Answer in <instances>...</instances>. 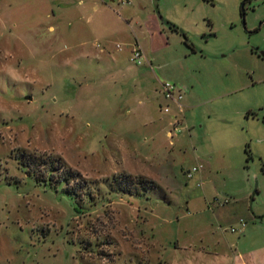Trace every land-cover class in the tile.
<instances>
[{"label":"rangeland","instance_id":"rangeland-1","mask_svg":"<svg viewBox=\"0 0 264 264\" xmlns=\"http://www.w3.org/2000/svg\"><path fill=\"white\" fill-rule=\"evenodd\" d=\"M259 52L264 0H0V264H264Z\"/></svg>","mask_w":264,"mask_h":264},{"label":"trees","instance_id":"trees-1","mask_svg":"<svg viewBox=\"0 0 264 264\" xmlns=\"http://www.w3.org/2000/svg\"><path fill=\"white\" fill-rule=\"evenodd\" d=\"M166 23L168 24L171 31L181 35L184 38L185 43H187V37L183 31H181L177 26L171 24L170 22H166ZM27 157L31 158V155H28ZM28 158H27V160L24 158L22 159V154H20L19 157L17 156L16 159L21 165L29 168L30 172L35 173L38 177H45V176H47V173L52 172V175H51L52 178H55V177L63 178V179L65 178L67 183L71 184L72 181H74V179H75L74 176L77 174V172H75L71 168L62 166V169H63L62 172H60V175L59 174L57 175L56 172L59 171L58 163L55 160H53L52 158H50L44 162V165L46 166V168H44L43 171L40 172V170H37V168L34 167V166H37V163H33V161L31 162V159L29 160ZM32 159L34 160L35 156H33ZM43 172H44V174H42ZM131 177L132 176H129L127 174H124L122 177V179L124 180V182L126 184L125 190H127L128 186L133 190V188L136 186L144 187V185H146V183L153 184L152 181H148L144 178H137L138 182L136 183V182H133ZM130 188L128 191L133 193V191L130 190Z\"/></svg>","mask_w":264,"mask_h":264},{"label":"built area","instance_id":"built-area-1","mask_svg":"<svg viewBox=\"0 0 264 264\" xmlns=\"http://www.w3.org/2000/svg\"><path fill=\"white\" fill-rule=\"evenodd\" d=\"M133 60L137 61V64H140V62L143 60V54L141 51V48L136 45L133 49ZM161 88V95L163 99L166 101V105L163 107V110L165 113H169L171 110L170 104H174L176 106L177 115L183 113V107L179 103L182 99V94L179 92L180 90L175 87L174 85H171L169 83H163L160 86ZM176 115V116H177ZM174 116L170 130L167 132V137L169 140H172L174 136H176L182 129L180 120L177 119V117ZM199 168L194 167L191 172H188V178H191V175L193 173L198 172Z\"/></svg>","mask_w":264,"mask_h":264},{"label":"crops","instance_id":"crops-1","mask_svg":"<svg viewBox=\"0 0 264 264\" xmlns=\"http://www.w3.org/2000/svg\"><path fill=\"white\" fill-rule=\"evenodd\" d=\"M182 89L185 91V92H187V89L185 88V87H182ZM180 90V89H179ZM161 92V91H160ZM181 94H182V91L180 90L179 91ZM187 94H189V92H187ZM161 95V94H160ZM159 99H161V101H163V102H161V104H159L160 105V108L162 109L167 103H166V101L163 99V97H162V95H161V97L159 98ZM158 100V99H157ZM170 106H171V110L173 109L174 111L172 112L171 110H170V114H171V118H172V120H173V118H174V116H176L177 115V110H176V106L174 105V104H170ZM170 126H171V123H170ZM169 131V130H168ZM167 131V132H168ZM167 132H166V136H167ZM168 138V137H167ZM242 264H245V263H242Z\"/></svg>","mask_w":264,"mask_h":264},{"label":"water","instance_id":"water-1","mask_svg":"<svg viewBox=\"0 0 264 264\" xmlns=\"http://www.w3.org/2000/svg\"><path fill=\"white\" fill-rule=\"evenodd\" d=\"M243 5H244V4H242L241 15H242V22H243V25H244V15H245V13H244V10H243ZM210 37H212V36H207L206 39H208V38H210ZM259 55L264 59V52H259ZM26 100L30 101V100H31V97H26ZM255 192H256V191L254 190V193H255ZM253 195H254V194H253ZM253 195H252V197H251V200H252V198H253Z\"/></svg>","mask_w":264,"mask_h":264}]
</instances>
